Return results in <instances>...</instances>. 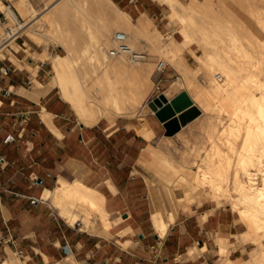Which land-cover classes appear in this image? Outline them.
Segmentation results:
<instances>
[{
    "label": "crops",
    "instance_id": "1",
    "mask_svg": "<svg viewBox=\"0 0 264 264\" xmlns=\"http://www.w3.org/2000/svg\"><path fill=\"white\" fill-rule=\"evenodd\" d=\"M153 2L142 0L139 15L150 13ZM14 44L0 58V66L10 67L0 76V226L6 237L0 264H85L86 259L91 264H261L254 256L263 246L246 235L248 228L232 207L202 202L169 218L166 196L177 178L176 152L166 144L173 137L166 134L165 121L148 102L161 92L171 99L188 90L175 85L184 79L175 63L156 75L158 89L128 112L113 120L71 123L53 87L37 100L24 93L47 82L41 79L48 59H35L27 49L41 55L45 50L24 35ZM191 67L184 57L180 68L190 73ZM196 116L182 123L177 137L189 132ZM9 133L16 139L5 142ZM59 178L81 179L102 193L108 230L77 228L57 212L43 193ZM158 211L169 220L162 235L152 218Z\"/></svg>",
    "mask_w": 264,
    "mask_h": 264
},
{
    "label": "rangeland",
    "instance_id": "2",
    "mask_svg": "<svg viewBox=\"0 0 264 264\" xmlns=\"http://www.w3.org/2000/svg\"><path fill=\"white\" fill-rule=\"evenodd\" d=\"M141 1L61 0L58 6L53 7L44 14V17L40 18V22L44 23L40 32L29 28L23 34L24 37L32 39L36 48L44 49V54H39L31 47H28L27 53L35 59H48L47 71L44 78L41 79L47 82L55 73L52 56L69 54L66 68L63 71V74L66 73L65 76L67 75L65 79H70H68L70 86L73 85L75 88L82 86L85 91L89 90L86 91V99L89 100V98L95 97V102L103 107L100 117H108L110 120H113L116 115L128 112L141 103L149 92L158 89L156 75L161 72L157 69L158 60L165 59L169 61L168 65H170L175 63L176 56L182 58V61L184 57L189 58L192 64L190 73L181 69V63L179 70L184 79L178 78L175 85L177 87H188L187 91H190L188 94L192 98V104L179 111L178 115L182 112L186 113L185 118H183L184 121L197 115L194 120L195 125L190 127L188 133L177 137L176 133L181 129L184 121H181L180 128L174 133H168L165 122L166 134L173 137L166 144H169V148L176 152V157L172 159L177 166V178L173 183V187L177 191V198L175 199L178 205L177 209L191 210L193 206L199 205L200 202L232 207L240 215V220L245 222L248 228L246 235L264 248V226H256L249 216L244 215V210V213L241 212L242 210L239 207L244 208L243 204L245 203L246 206L247 203L237 197L233 180L234 172H239L241 178L244 176V181H247L248 177L243 172L241 157L250 152L248 150L251 147H249L250 144H253V146L257 144L256 147L254 146L255 149L251 147V153L253 148L255 157L263 158V164L261 166L257 164L250 166L252 171L257 170L258 172L256 174L257 182L264 181V133L258 129L249 132L247 125L249 112H252V109L254 112L252 113L256 117L259 116L257 118L260 120V115L256 109L257 104H253L248 100V96H251L253 92L260 96L264 92V86H262L264 85L262 82L264 81V0H154L151 5V12L139 15L140 10L144 8ZM12 2L26 20L28 15L20 11L17 0H12ZM30 2L38 11L43 12L49 3L56 2V0H30ZM0 5L4 7L1 0ZM122 11H126L131 20ZM36 16H41V13H37ZM139 19L144 20V30L142 31L136 30V25H134ZM120 21L130 31L132 46L137 50L146 51L147 58L135 62L124 54L110 56L108 50L113 45V33L118 28H120L118 30L125 29L120 26ZM186 38L190 39L186 42ZM241 43L242 45H240ZM13 45L16 46L14 43ZM195 54H201L202 57L212 62L215 67L213 70L211 69L213 72L209 69L200 68V59ZM230 62L233 64H229ZM108 63H115L119 67L115 70L112 68L108 70ZM220 65L231 69L236 75L237 83L239 82L242 85V88H240L241 86L238 87L240 93L238 89H234V93L230 92L226 95L215 94L209 90L208 83H210L211 77L215 76L214 73L218 69L222 75L226 76ZM235 66L239 68H236V70ZM251 69L253 70L250 71ZM187 70L189 69L187 68ZM32 71L34 74L35 69ZM189 74L194 76V81L188 80ZM251 78L253 79L251 80ZM111 79L127 88L120 103H114L112 100L107 101L98 96L102 91H98L97 86L101 85L107 89L109 87L107 84ZM215 80L220 79L216 77ZM241 92L244 94H241ZM53 93L63 103L71 123L82 121L69 102L70 100L68 101L62 93L60 85L53 87ZM234 98L238 100L236 99V101ZM193 99L197 101L196 105ZM242 104L244 107L248 106L246 109V111L250 109L248 113L239 108L236 110V106L241 108L243 107ZM251 106L253 107L251 108ZM237 111L242 113L239 114V117L243 115L241 118L244 120L237 118ZM234 115L236 119L240 120L237 121ZM236 121L238 123L243 121L239 124L241 125L240 129L237 128L241 133L235 129L237 126L239 127ZM259 146L260 149L256 150ZM194 172L201 175H205L202 172L209 173L206 177L207 183L204 184L206 188L195 181L192 177ZM212 176L218 178L210 182L211 178L213 180ZM222 180L224 185L229 186L230 194L221 195V197L215 196L213 189L210 188ZM57 184L55 182L52 189ZM234 198L243 203H238ZM237 203L240 206L237 207ZM233 204H236L237 208H234ZM54 205L58 212L59 207L56 204ZM69 206L72 210L78 212L81 217V219L72 223L77 228L94 232L100 231V229H109L111 224L107 225L103 220L105 214L103 211L106 210L103 201L102 209L78 201L70 202ZM164 208V210L167 209ZM107 216L109 220V214ZM221 252H226V249L222 248ZM255 255V261L260 260L261 264H264V252L260 256H257L258 253Z\"/></svg>",
    "mask_w": 264,
    "mask_h": 264
},
{
    "label": "bare ground",
    "instance_id": "3",
    "mask_svg": "<svg viewBox=\"0 0 264 264\" xmlns=\"http://www.w3.org/2000/svg\"><path fill=\"white\" fill-rule=\"evenodd\" d=\"M2 1V0H1ZM61 0H56V2H53V3H49L43 10V12H40L38 11L30 2V0H17L18 4L17 6L19 7L20 11L23 13V14H27L28 15V18L25 20V23L27 25L26 29H33V30H37L38 32H40L42 29H41V26L44 25V23H41L40 22V18L43 16L44 17V14L49 12L53 7H56L58 6V4L60 3ZM3 2V1H2ZM59 9V8H58ZM35 10V11H34ZM122 10V9H121ZM42 11V10H41ZM123 12V11H122ZM39 14L41 13V16H36V14ZM126 17L131 20V17L130 15L124 11L123 12ZM36 17V18H35ZM116 17V15H115ZM120 26H122L123 28H125L126 26H124V23L122 21H120ZM136 25V30L138 31H142L144 30V20L143 19H139L137 22H135ZM120 29V28H118ZM116 29V31L118 30ZM125 32L127 33V36H128V42L130 43V45L132 46L131 42H130V31L128 29H124ZM123 30V31H124ZM188 35V34H187ZM189 37V36H188ZM190 39V38H189ZM188 38H186V42L189 40ZM247 40V38H246ZM263 44V43H262ZM242 45V43L240 44ZM256 45V44H255ZM262 46V45H260ZM245 47V46H244ZM243 47V48H244ZM132 48H134L132 46ZM194 51V50H193ZM246 51V50H245ZM250 51V50H249ZM248 51V52H249ZM195 53V52H194ZM197 55V57L200 59V68H203V69H209V70H213L215 67L213 65L212 62H209L206 58L202 57L203 55L201 54H195ZM69 54H57L56 56L53 57V62H54V68H55V73L54 75L51 76L50 80L47 82V83H43V82H38V87L36 89H33V90H29V89H26L24 91V93L30 95L31 97H35L36 100L38 99V96L41 94V93H46V92H49V90L56 86V85H60L61 86V89H62V93H64V96L67 97L68 100H70V102L72 103V105L74 106L79 118L82 120V122H85V123H93L95 121H97L101 115V111L103 109V107L100 105V104H97V102H95L96 100L94 98L90 99L89 97V100L86 99V91H85V88H83L82 86L77 87L75 88L72 83L70 86L68 83L69 82V78L65 79L66 76L65 74H63V71L64 69L66 68V65H67V58H68ZM110 56H115V55H110ZM107 57V56H106ZM147 58V57H146ZM178 58V59H177ZM233 58V57H232ZM182 61V58L180 57H177L175 58V64L178 66V67H181V62ZM229 62V61H228ZM229 64H233V63H229ZM228 64V65H229ZM224 66V65H223ZM246 66V65H245ZM119 66L115 63H108L107 65V69L109 70V68L111 69H117ZM234 67V65L232 66V68ZM239 67H240V64H239ZM238 67V68H239ZM199 68V69H200ZM220 68L223 72H225L226 76L225 75H222L221 74V71L218 69V71H216L214 73V77L212 78L211 77V81L210 83H208V87H209V90L213 91V93L215 94H222V95H226L227 93L229 94L230 92L232 93L234 91V89H238V87L242 88V85L239 84V82L237 83V77L236 75H234V73L232 72L231 69L229 68H226L225 66L222 67L220 65ZM237 67L235 66V69ZM237 68V69H238ZM244 68V67H243ZM253 68V67H252ZM260 68V67H259ZM236 69V70H237ZM249 69V68H247ZM211 70V71H212ZM253 69H251L250 71H252ZM107 71V70H106ZM213 72V71H212ZM254 73V72H253ZM257 74V73H256ZM213 76V75H212ZM250 76V75H249ZM255 76V75H254ZM111 77V75H110ZM216 77H219L220 80H215ZM253 77V76H252ZM259 77V76H258ZM188 80L189 81H194V76L193 75H188ZM69 79V80H68ZM225 79L226 81H221ZM241 79V78H240ZM253 78H251L252 80ZM261 79V78H260ZM264 80V79H263ZM240 81V80H239ZM244 81V80H243ZM246 82V81H245ZM261 82V81H260ZM264 83V81H262ZM258 83V82H257ZM262 83V84H263ZM249 84V83H248ZM109 87L107 89L103 88V86L99 85L97 86V90L98 91H102V93L98 96L104 98L105 100H112L114 103H120L124 97V94L125 92L127 91V88L124 87V86H121L117 81H114L113 79L110 80L109 84H107ZM229 85H232V86H229ZM247 85V84H246ZM251 85V84H250ZM255 85V84H254ZM105 86V85H104ZM245 86V85H244ZM259 86V85H258ZM257 86V87H258ZM264 86V85H262ZM107 87V86H106ZM255 87V88H257ZM244 88V87H243ZM249 88V87H248ZM254 88V87H253ZM25 89V88H24ZM250 89V88H249ZM259 89V88H257ZM21 90V89H20ZM23 90V88H22ZM103 90H106V91H103ZM247 90V89H246ZM89 91V90H88ZM87 91V92H88ZM241 91H243L241 89ZM249 91V90H248ZM254 91V90H253ZM257 91V90H256ZM261 92V91H260ZM263 92V91H262ZM234 93V92H233ZM239 93H240V90H239ZM94 94V93H93ZM238 94V93H236ZM241 94H244L241 92ZM247 94V93H246ZM251 94V93H250ZM27 95V96H28ZM221 95V96H222ZM249 95V94H248ZM247 95V96H248ZM89 96V95H87ZM95 96V95H94ZM219 96V97H221ZM228 96V95H227ZM262 96V97H260ZM260 96L257 95V93L255 94L254 92L251 94V96L249 95L248 96V100H250L251 102H253V104H257L256 105V109L260 115V120L257 118L259 116L256 117V115H254L253 113V109H252V112H249L247 107L242 106L243 107H239V106H236L238 110L239 109H242V110H245L244 112H249V118H248V131L251 132L253 131L254 129H258L260 130V132H263L264 133V92L263 94ZM93 97V96H92ZM128 97V96H127ZM241 98H242V95H241ZM239 98V99H241ZM235 100L237 98H234ZM238 100V99H237ZM236 100V101H237ZM244 100V99H243ZM247 100V101H248ZM170 101V100H168ZM235 101V102H236ZM242 101V99H241ZM246 101V100H245ZM245 101H244V104H245ZM249 101V102H250ZM238 103V102H237ZM241 103V102H239ZM166 104V101H163L162 105ZM252 104V105H253ZM250 105V103H249ZM241 106V105H240ZM253 106H251L252 108ZM255 107V106H254ZM256 109L254 110L255 113H256ZM235 110V111H236ZM241 110V111H242ZM240 111V110H239ZM238 112V111H237ZM243 112V111H242ZM239 114L241 115L242 113H239L238 112V117L237 118H241L239 117ZM247 115V114H246ZM245 116V115H244ZM43 117L44 119L52 126V128H55L53 122H52V119H51V114L48 113V112H44L43 114ZM235 117V115H234ZM244 118V117H243ZM261 118H262V121H261ZM236 119V117H235ZM242 119V118H241ZM237 121H239L240 119H236ZM244 120V119H242ZM236 121V122H237ZM235 122V124H236ZM241 122L243 121H240L239 124H241ZM247 123V122H246ZM234 124V126H236ZM243 125V124H242ZM241 125H239V127L237 126L235 129L237 131H239L237 128L240 129ZM245 127V126H243ZM233 128V126H232ZM234 129V130H235ZM233 131V129H232ZM240 132V131H239ZM234 133V132H233ZM241 133V132H240ZM247 134V133H246ZM251 134V133H250ZM253 134V133H252ZM237 135V134H236ZM258 135H260L258 133ZM262 136V135H261ZM249 137V136H248ZM251 137V136H250ZM253 137V136H252ZM256 138V137H255ZM264 138V137H263ZM262 138V139H263ZM249 139V138H247ZM261 139V140H262ZM249 141V140H248ZM263 141V140H262ZM256 142V141H255ZM249 144V143H248ZM264 144V143H263ZM236 145V144H235ZM257 144H254V146L256 147ZM253 147L255 149V147L253 146V144H250L249 147ZM235 147V146H234ZM233 147V148H234ZM248 147V145H247ZM251 147L248 149L250 150V152H247L248 153H245L242 157H241V163H243V172L247 175V181H244V176L243 178H241V175L239 172H234V182H235V189L237 191V197L243 201V202H246L247 205L245 206V203L243 204L244 205V208L242 207H239L241 208L240 210H242L241 212H243V210L245 211L244 215L246 214L247 216H249L251 218V220L255 223L256 226H264V181L261 182V183H258L256 178H257V170L256 171H252L251 170V166L252 164H257L259 166H261L263 163L262 159L263 158H256L255 157V153H254V149L252 148V153H251ZM264 148V147H263ZM260 149V146L258 149L256 150H259ZM260 152V151H259ZM258 152V154H259ZM257 154V153H256ZM263 154V153H262ZM262 154H260L261 156H263ZM168 162V161H167ZM179 162V161H178ZM172 163V162H170ZM240 163V164H241ZM173 164V163H172ZM174 166V165H173ZM186 166V165H185ZM193 166V165H192ZM192 168V167H190ZM198 170H200L198 168ZM197 170V171H198ZM199 172V171H198ZM198 172H194L192 173L195 179V181L200 184L203 188H206L205 187V183H207V174L209 173H205V172H202L203 174L205 175H201L200 173ZM263 172V171H261ZM243 173V174H244ZM213 177V176H212ZM218 177H213V180L212 178L208 181L210 182H213L215 181L214 179H217ZM225 178V177H224ZM221 179V178H220ZM227 179V177H226ZM223 180L217 183H215L210 189H213V193L215 194V196H220L221 195H229L230 194V188L229 186L224 185L223 183ZM165 183V181H164ZM228 183V182H227ZM230 184V183H229ZM169 185V184H168ZM211 185V183H210ZM232 185V184H231ZM165 186V185H164ZM167 187V186H166ZM173 187V186H172ZM171 185L168 187V193H167V196H166V199H167V210H169V218L170 219H174L175 216H176V213H177V202H176V195L174 193V189H172ZM102 194V193H101ZM101 194H100V191L96 188V187H93L91 185H89L88 183L84 182L83 180L81 179H75V180H69V179H65V178H59L58 179V184L55 186V188L53 189H49L47 188L44 193H43V197L45 199H49L51 198V201L53 204H56L57 207H59V211L61 213V215L63 217H65L67 219V221L73 223L75 221H78L79 219H81V217L79 216L78 212H76L75 210H72L71 207L69 206V203L71 202H74V201H78V202H82L84 204H87L91 207L93 206H96V207H100V209L103 208L102 206V198H101ZM236 196V195H235ZM232 197V196H231ZM236 197V198H237ZM235 199V198H234ZM233 199V200H234ZM190 200V199H189ZM196 200V199H195ZM238 201V203H243V202H239L238 199H235ZM234 200V201H235ZM194 201V200H193ZM76 203V202H75ZM192 203V202H191ZM201 203V202H200ZM199 203V204H200ZM233 203V202H232ZM237 203V207L238 205L240 206V204ZM71 205V204H70ZM180 205V204H179ZM234 205V204H233ZM234 205V206H235ZM73 206V205H71ZM234 207V208H237V207ZM238 208V209H239ZM74 209V207H73ZM104 216H103V220H104V223L105 224H109V220H108V211L107 209L105 211H103ZM152 218H153V222L159 232V234H164L166 232V229L168 227V224H169V220L166 219V217L164 216V213L161 212V211H158V212H155L152 214ZM254 225V224H253ZM251 230V229H250ZM248 231V230H247ZM249 235V234H248Z\"/></svg>",
    "mask_w": 264,
    "mask_h": 264
},
{
    "label": "built area",
    "instance_id": "4",
    "mask_svg": "<svg viewBox=\"0 0 264 264\" xmlns=\"http://www.w3.org/2000/svg\"><path fill=\"white\" fill-rule=\"evenodd\" d=\"M4 7L0 5V58L4 57L7 50L13 48V43L20 38L24 31L26 30V23L24 18L19 13L18 9L12 2V0H2ZM113 45L109 48L110 55H120L124 54L130 58L131 61H140L147 57V52L143 50H137L132 48L128 42L127 33L123 30H117L113 33ZM3 54V55H1ZM169 61L165 59H160L157 62L158 71H163L167 68ZM10 70L8 66H0V76L2 74H7ZM26 83H32L30 78L25 80ZM16 139V135L9 133L4 138L5 142L13 141ZM41 180L38 178L34 179L35 183H39ZM0 184L2 182L0 181ZM20 194V193H17ZM35 198V197H34ZM6 237L4 236L3 230L0 226V242L4 241ZM18 254H22L23 250L19 248L17 250ZM27 264V263H25ZM85 264H91L89 259L85 260Z\"/></svg>",
    "mask_w": 264,
    "mask_h": 264
},
{
    "label": "water",
    "instance_id": "5",
    "mask_svg": "<svg viewBox=\"0 0 264 264\" xmlns=\"http://www.w3.org/2000/svg\"><path fill=\"white\" fill-rule=\"evenodd\" d=\"M163 101H166V104L162 105ZM148 103L156 111L160 119L166 122L168 133H174L180 128L181 121L186 116V113L183 112L180 115H175L176 112L192 104V98L187 90L181 91L171 99L162 92L153 97Z\"/></svg>",
    "mask_w": 264,
    "mask_h": 264
}]
</instances>
